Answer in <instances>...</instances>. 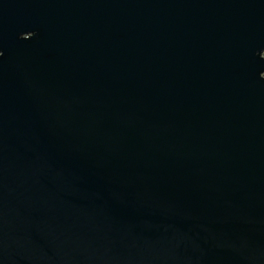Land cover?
I'll return each mask as SVG.
<instances>
[{
  "label": "water",
  "instance_id": "obj_1",
  "mask_svg": "<svg viewBox=\"0 0 264 264\" xmlns=\"http://www.w3.org/2000/svg\"><path fill=\"white\" fill-rule=\"evenodd\" d=\"M0 264H264V0H0Z\"/></svg>",
  "mask_w": 264,
  "mask_h": 264
}]
</instances>
